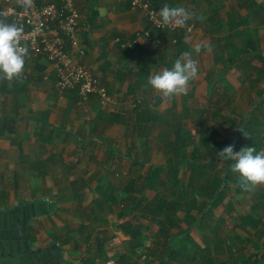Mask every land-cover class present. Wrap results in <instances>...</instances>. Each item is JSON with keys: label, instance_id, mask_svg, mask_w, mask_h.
Listing matches in <instances>:
<instances>
[{"label": "crops", "instance_id": "0c3cea01", "mask_svg": "<svg viewBox=\"0 0 264 264\" xmlns=\"http://www.w3.org/2000/svg\"><path fill=\"white\" fill-rule=\"evenodd\" d=\"M151 2L184 6L193 30H159L127 0H78L84 54L65 45L107 99L58 88L33 51L0 79V264H264V192L217 155L264 136V0ZM184 52L199 69L186 95L148 85ZM232 187L247 212H232Z\"/></svg>", "mask_w": 264, "mask_h": 264}, {"label": "built area", "instance_id": "2783aa9c", "mask_svg": "<svg viewBox=\"0 0 264 264\" xmlns=\"http://www.w3.org/2000/svg\"><path fill=\"white\" fill-rule=\"evenodd\" d=\"M135 9L142 10L153 27L160 30L185 28L191 32L194 25L186 21L183 25L164 24L158 15V9L151 0H127ZM0 16L10 19L23 29L21 44L29 51L44 54L56 66L58 71L57 87L64 90L75 88L86 98L99 92L107 99L106 89L100 85L91 70L77 62L65 45L64 35L71 45L80 47L77 32L81 19L78 0H59L39 4L37 0H0ZM84 47L78 49L84 54ZM104 101V100H103Z\"/></svg>", "mask_w": 264, "mask_h": 264}, {"label": "clouds", "instance_id": "9594fccd", "mask_svg": "<svg viewBox=\"0 0 264 264\" xmlns=\"http://www.w3.org/2000/svg\"><path fill=\"white\" fill-rule=\"evenodd\" d=\"M158 15L164 24L183 25L191 13L184 6H170L165 3L159 9ZM22 32L23 29L17 24L0 21V79L12 81L25 71L30 53L28 47L21 44ZM184 39L187 42L191 37L186 34ZM194 50L199 51V46ZM198 72L192 53L184 52L174 60L171 67L149 76L147 83L170 98L186 95L190 82L197 77ZM217 155L221 160L232 161L230 169L239 175L241 186L246 190L250 191L258 184L264 183V148L257 150L254 146H246L234 151V145L230 144Z\"/></svg>", "mask_w": 264, "mask_h": 264}, {"label": "rangeland", "instance_id": "374dc122", "mask_svg": "<svg viewBox=\"0 0 264 264\" xmlns=\"http://www.w3.org/2000/svg\"><path fill=\"white\" fill-rule=\"evenodd\" d=\"M246 72H247V69H246ZM251 77V76H250ZM245 80H249V82L250 83H254V81H253V79H245ZM253 85V84H252ZM244 87V86H243ZM250 90V89H249ZM247 91V90H246ZM251 92H252V89L250 90ZM249 91V92H250ZM250 92V93H251ZM248 112V111H247ZM233 113L234 114H236V115H240V113H242V111H236V110H234L233 111ZM235 128H237V125L235 124ZM263 129H264V127H263ZM236 133H237V131H236ZM264 135V134H263ZM238 142H240V141H238ZM238 142H235V143H233L232 145H234V151H239L240 149H241V147H242V145H241V143H238ZM252 145L254 146V147H256L257 148V150H259V149H261V148H264V136H262V140L260 139V140H254L253 142H252ZM236 175H238L237 173H236ZM235 177H237V176H235ZM234 177V178H235ZM236 185H238V184H236L235 182H234V184H233V187H235V190L237 191V189H236ZM258 186V187H257ZM257 186H255V187H257V189H258V191H257V193H261V192H264V183H260L259 185H257ZM233 187L230 189V192H231V195H230V203L229 204H232V206L234 207V211H232V212H234V213H245V212H247L248 210H249V208H250V206H251V203H249L248 202V200H244V198H242L241 199V202H240V198H239V196L238 195H234V193H233ZM254 187V188H255ZM253 188V189H254ZM237 192H239V191H237ZM222 203L223 204H221V203H218V206L216 207V211H217V213H222V215H228L229 213H231L230 211L229 212H227V210H226V208H227V206L225 207V204L226 203H224L223 201H222ZM228 204V205H229ZM245 236H247V235H245ZM253 236V233H252V235L250 236V237H252ZM254 239L257 241V243H259L260 242V244L261 243H264V235L263 236H261L260 234H255V237H254ZM242 244V242H241V238L240 239H234L233 240V245L235 246V247H238L239 245H241ZM219 260V259H218ZM217 262H219V261H217Z\"/></svg>", "mask_w": 264, "mask_h": 264}, {"label": "trees", "instance_id": "16d2710c", "mask_svg": "<svg viewBox=\"0 0 264 264\" xmlns=\"http://www.w3.org/2000/svg\"><path fill=\"white\" fill-rule=\"evenodd\" d=\"M163 31V30H162ZM91 70V69H90ZM91 72L94 74V76L96 77V78H98L97 76H96V74L91 70ZM58 79V78H57ZM99 79V78H98ZM100 81V80H99ZM57 82V81H56ZM100 85L102 86V87H104L102 84H101V81H100ZM105 89H106V87H105ZM96 93H99V92H95V93H91V94H89L88 96H90V95H92V94H96ZM100 95H101V93H99ZM106 94H108L107 93V89H106ZM102 96V95H101Z\"/></svg>", "mask_w": 264, "mask_h": 264}, {"label": "water", "instance_id": "95a60500", "mask_svg": "<svg viewBox=\"0 0 264 264\" xmlns=\"http://www.w3.org/2000/svg\"><path fill=\"white\" fill-rule=\"evenodd\" d=\"M0 21H3V22L8 23V24H13V22L10 19H7V18L1 17V16H0Z\"/></svg>", "mask_w": 264, "mask_h": 264}]
</instances>
